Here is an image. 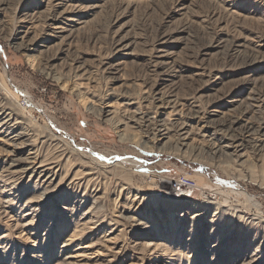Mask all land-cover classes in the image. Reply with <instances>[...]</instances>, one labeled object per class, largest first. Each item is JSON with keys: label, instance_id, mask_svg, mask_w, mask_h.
I'll list each match as a JSON object with an SVG mask.
<instances>
[{"label": "rangeland", "instance_id": "rangeland-1", "mask_svg": "<svg viewBox=\"0 0 264 264\" xmlns=\"http://www.w3.org/2000/svg\"><path fill=\"white\" fill-rule=\"evenodd\" d=\"M253 89L264 0H0V108L19 121L0 127V264H264V150L219 154L191 115L264 120ZM137 111L188 121L189 147ZM185 178L196 193L170 189Z\"/></svg>", "mask_w": 264, "mask_h": 264}, {"label": "bare ground", "instance_id": "bare-ground-1", "mask_svg": "<svg viewBox=\"0 0 264 264\" xmlns=\"http://www.w3.org/2000/svg\"><path fill=\"white\" fill-rule=\"evenodd\" d=\"M57 28H61V26H58ZM152 92H155V89L152 88ZM155 97V108L159 110V108L167 105L172 104L175 106L176 104H179V101L175 99H172V93H164L161 91L156 92ZM249 101L244 100V102H249L251 107L259 108L264 103V93L261 90L253 89L249 92V96L247 97ZM237 101V100H233ZM12 104V103H11ZM10 104V105H11ZM13 106V104H12ZM178 106V105H177ZM14 110V108H13ZM12 110V111H13ZM11 112H7L6 116L3 117V109L0 108V119L3 118V122L0 124V127L4 128H11L15 125H18L19 121L16 119L14 114ZM250 111L248 108L245 110ZM103 114L105 115H111L113 112L111 109H103ZM179 112V110H178ZM191 115L194 117H198L199 119L203 120V123H205L206 127L205 130L200 133H198L202 136V140L206 139L210 142L212 148L215 150V152L219 154H224L228 156H233L236 160H243L246 162L249 158V152L248 148H252L254 151L260 152L264 150V120H253L252 116L247 117H231V118H222L215 119V114L210 115H203V112L200 111L197 106H193V109H191ZM224 116H231L230 114H224ZM169 120V119H168ZM133 121L137 126L142 128L143 130H146V133H150L151 138H157L165 139L167 138L170 140L171 138L168 137L171 133V131H174V144L176 146H180L181 148H188L190 145V142L188 141L192 135L193 131L188 124L189 122L184 120L181 122H178V120H170L168 122H164L162 120H159L157 118H153L149 115L148 112H135V115H133ZM202 123V124H203ZM218 127V131L222 133L223 139L222 140H216V135L214 128ZM198 130V129H197ZM212 131V132H210ZM197 133V134H198ZM196 134V133H195ZM25 136L24 132L17 131L14 136L10 137L8 140L10 141V145L12 146V149H9L10 155H14L19 153L18 150L20 147L24 146V141L21 139ZM67 153L69 151L59 149V153L55 154V160L59 162V158H65ZM49 168H44L42 172H40V175H44L43 172H46ZM92 169H89L88 172H83L81 175L83 177H88V182H92L95 178L90 177L93 175ZM86 180V179H85ZM170 182V181H169ZM185 187V186H184ZM237 189V187H234ZM172 191L173 188H170ZM169 190V191H171ZM186 191V190H185ZM177 192V190H175ZM237 194H240L244 198L253 201V205L257 206V203L254 201V198H252L251 195L247 191L242 190H236ZM213 194H206L205 197H208L206 201H210V198H212ZM260 206V205H259ZM263 213V212H262Z\"/></svg>", "mask_w": 264, "mask_h": 264}, {"label": "built area", "instance_id": "built-area-1", "mask_svg": "<svg viewBox=\"0 0 264 264\" xmlns=\"http://www.w3.org/2000/svg\"><path fill=\"white\" fill-rule=\"evenodd\" d=\"M185 181L181 182V181H175L172 183L173 185V192H175V190L177 191H182L183 190V187H189V192L188 194H193L194 193V186L192 181L189 179V178H185L184 179Z\"/></svg>", "mask_w": 264, "mask_h": 264}, {"label": "water", "instance_id": "water-1", "mask_svg": "<svg viewBox=\"0 0 264 264\" xmlns=\"http://www.w3.org/2000/svg\"><path fill=\"white\" fill-rule=\"evenodd\" d=\"M194 193H196V192H194Z\"/></svg>", "mask_w": 264, "mask_h": 264}]
</instances>
